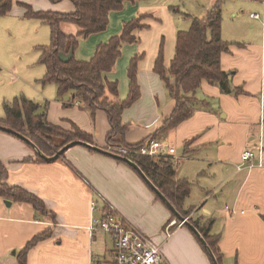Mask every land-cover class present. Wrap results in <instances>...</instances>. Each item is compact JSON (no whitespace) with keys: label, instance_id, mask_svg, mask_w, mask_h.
I'll return each mask as SVG.
<instances>
[{"label":"crops","instance_id":"1","mask_svg":"<svg viewBox=\"0 0 264 264\" xmlns=\"http://www.w3.org/2000/svg\"><path fill=\"white\" fill-rule=\"evenodd\" d=\"M191 1L196 16L203 18L217 0ZM149 2L152 6L144 4ZM227 3H233L231 10L236 12L230 38L224 35L225 10L231 7ZM171 4L170 0L126 3L122 11L110 13L105 32L79 39L74 57L89 61L97 46L117 35L123 23L139 14L151 16L148 27L139 32L140 43L124 46L115 68L105 75L107 81L118 83L119 100H125L129 64L137 54H144L138 72L141 97L123 115V123L129 126L125 142L134 146L160 141L165 148H174L175 156L181 159L174 165L176 178L191 183L184 209H193V220H213L212 233L220 236L222 264H264V0H226L223 6L222 37L233 45L228 54L222 55L221 68L233 73V85L243 87L246 95H225L218 87L203 82L195 97L207 102L209 109L197 110L191 119L153 140L175 109V101L154 71L155 62L162 48L169 67L177 33L191 27V20L180 9L174 12ZM23 5L35 11L74 12L69 1L53 4L49 0H15L11 12L0 18V25L4 21L10 31L18 28L14 24L17 21L21 28L42 32L44 23L25 19ZM252 14L260 15V19H253ZM61 29L67 36L79 33L71 23H63ZM2 84L0 105L5 99ZM73 97L70 92L49 102L47 121L65 130L77 126L94 137L95 145L90 146L108 152L111 128L107 116L98 111L92 117L79 103L70 105ZM40 108L42 112L43 106ZM260 146L263 166L244 165L238 171L242 154ZM36 155L26 142L0 130V161L8 170L5 183L35 194L49 211L41 215L29 204L11 201L7 206L0 197V264H19L18 252L48 230L52 231L51 238L29 252L27 264H90L92 257L105 260L109 253L112 255L113 247L106 250L110 238L105 234L93 237L89 232L93 217L99 215L91 211V205L97 202L102 208V200L161 247L165 264H211L200 240L187 226L176 228L170 238L166 237L164 229L173 212L129 164L84 145L70 148L53 162L38 163Z\"/></svg>","mask_w":264,"mask_h":264},{"label":"trees","instance_id":"2","mask_svg":"<svg viewBox=\"0 0 264 264\" xmlns=\"http://www.w3.org/2000/svg\"><path fill=\"white\" fill-rule=\"evenodd\" d=\"M15 0H0V18L7 16ZM53 4L69 1L74 6L70 14L52 11H35L28 5L24 18L40 21L50 28L51 40L48 46L40 47L39 63L45 68L41 84L46 86L54 84L58 87V95L64 97L73 92L74 97L70 105L80 104V108L88 111L92 117L98 111L105 113L110 124L107 143L111 147H127L132 151L128 158L133 161L145 174L149 181L171 203L178 214L199 231L208 246L211 248L219 264L223 262V255L219 249L220 236L212 233L213 220H193V209L185 210V201L191 194V183L186 180H177L174 163L170 156L151 158L133 154L145 142L129 146L125 136L129 126L123 123L125 111L141 97L138 83L139 64L144 54H137L127 69L129 90L125 100H119L117 82H109L105 75L115 68L126 45L140 43L139 32L148 27L149 14H139L129 22L123 23L121 31L110 38L106 43L99 44L93 57L87 62L78 61L75 57L68 63L60 60V54L73 52L79 46V39H87L91 35L100 34L108 29L111 12H120L126 3L135 4L147 0H49ZM226 0H217L215 5L203 18L185 15L191 20V27L187 31H179L176 35L175 55L169 67L165 65V58L160 50L155 62L154 71L165 84L169 97L175 101L172 115L163 123L154 134V139H160L180 124L191 119L197 110L209 109L208 103L198 101L196 93L203 82L218 87L225 95L238 98L246 95L243 87L233 85V73L225 72L221 68V57L230 52L231 42L222 37L223 6ZM262 1V0H258ZM174 12V8H172ZM179 11V10H178ZM177 11V12H178ZM71 23L79 28L77 36H67L63 33L61 25ZM47 104L43 111L38 104L24 97L14 99L11 103H4V119L0 125L27 137L47 157H53L59 150L74 141H82L95 145L92 135L72 125V131L54 126L47 121ZM36 162L46 163L39 155ZM0 197L5 201L26 203L31 205L41 215L49 214L42 199L27 190L9 186L5 183L8 170L0 161ZM157 198L160 197L157 195ZM54 218V217H53ZM176 215L172 214L175 220ZM179 223V221H177ZM52 231L48 230L35 236L20 252L19 264H27L29 252L41 241L51 238ZM201 244V242L199 241ZM203 247V245L201 244ZM204 251L207 253L205 248ZM209 256V254L207 253ZM209 259L213 264L210 256Z\"/></svg>","mask_w":264,"mask_h":264},{"label":"rangeland","instance_id":"3","mask_svg":"<svg viewBox=\"0 0 264 264\" xmlns=\"http://www.w3.org/2000/svg\"><path fill=\"white\" fill-rule=\"evenodd\" d=\"M170 1L172 3L171 7H175L177 11L180 9L182 15L196 16L191 0ZM144 4L152 6V2ZM228 5L231 6L229 10H225V7L223 8L227 11L224 17V35L226 38L231 36L232 20L236 15V12L231 10L233 3ZM238 15H241V13L239 12ZM196 17L198 18V16ZM160 19L164 24H167L164 18L161 17ZM3 22L1 21L2 25H0V83H4L1 87L4 86L5 88V99L0 105V119L5 117L4 103H11L16 98L24 97L39 106H43V108L49 102L55 100L56 97L59 98L55 85L42 86L40 83L45 75V68L39 63L40 47L50 44L51 34L49 26L43 24L42 32L34 33L31 28H21L20 23L14 21L18 28L12 27L8 31ZM14 69L16 70L15 73ZM111 242L110 239H107L106 250H112ZM110 257L109 253L106 259Z\"/></svg>","mask_w":264,"mask_h":264},{"label":"built area","instance_id":"4","mask_svg":"<svg viewBox=\"0 0 264 264\" xmlns=\"http://www.w3.org/2000/svg\"><path fill=\"white\" fill-rule=\"evenodd\" d=\"M253 19H260V15L252 14ZM263 137L261 136L260 143ZM109 151L128 158L132 151L127 147H110ZM133 154L148 156L151 158L170 156L174 165L181 161L175 156L174 148H165L160 141L146 142L141 148L133 151ZM242 165L238 167V171L243 169L244 165L249 167L263 166V148L247 149L241 157ZM175 167V166H174ZM101 208L97 202L91 205L93 213L98 212L99 215L93 217L89 226L91 236L99 234L107 235L113 244V250L109 259L100 260L98 257H92L90 264H165L161 247L154 244L153 241L132 226L116 209L105 200H102ZM189 217L184 221L171 220L164 229V234L170 238L176 228L186 226Z\"/></svg>","mask_w":264,"mask_h":264},{"label":"water","instance_id":"5","mask_svg":"<svg viewBox=\"0 0 264 264\" xmlns=\"http://www.w3.org/2000/svg\"><path fill=\"white\" fill-rule=\"evenodd\" d=\"M60 60L63 63H68L71 59H73L74 57V52L73 50H70V52L68 54L65 53H61L60 54ZM0 130L3 132H7L10 134L15 135L16 137L20 138L21 140H23L24 142H26L28 145H30L35 151L36 154L39 155L43 160H45L46 162H53L56 161L57 159L61 158L62 155L69 150L72 147H75L77 145H84L87 146L99 153H104V154H109L112 157L123 161L127 164H129L131 167H133L144 179L145 181L149 184V186L154 190V192L160 197V199L170 208V210L176 215L177 221H184L185 218L183 216H181L180 214L177 213V211L175 210V208L171 205V203L161 194V192L151 183V181L148 180V178L145 176V174L141 171V169L133 162L131 161L129 158L124 157V156H120L118 154H115L111 151H105L99 147H94V146H90L82 141H74L71 142L69 144H67L66 146H64L61 150H59L53 157H47L46 155H44L35 144H33V142L31 140H29L27 137L13 131L12 129H9L5 126L0 125ZM1 177V174H0ZM5 204L7 206L11 205V202L9 201H5ZM186 226L198 237V239L200 240L201 244L203 245V247L205 248V250L207 251V253L209 254L213 264H219L214 253L212 252L211 248L208 246L207 242L204 240V238L202 237V235L199 233V231L194 227V225H192L189 221L186 222Z\"/></svg>","mask_w":264,"mask_h":264}]
</instances>
